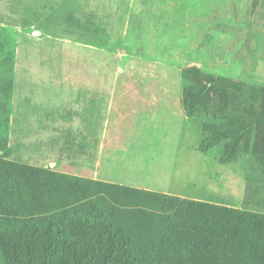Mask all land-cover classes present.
I'll return each instance as SVG.
<instances>
[{
	"label": "rangeland",
	"instance_id": "rangeland-1",
	"mask_svg": "<svg viewBox=\"0 0 264 264\" xmlns=\"http://www.w3.org/2000/svg\"><path fill=\"white\" fill-rule=\"evenodd\" d=\"M253 3L0 0V117L11 113L10 92L16 70V78L21 80L16 93L24 101V108L31 102L42 104V98H38L41 95L47 97L46 106L62 107V95H70L68 91L77 77L110 80L108 71L118 83H151L157 94L160 85L178 111H183L178 96L181 98L186 84L180 70L188 66L214 76L264 85V0H258L254 8ZM94 23L109 29L110 37L62 39V35L77 36L82 28L89 30ZM76 68L99 72L97 76L81 77ZM162 109L147 130L143 126L132 128L131 142L141 132L139 138L146 140V158L152 160L145 165L139 163L140 168H135L137 163L131 160L132 170L142 168L146 178L153 179L146 186L198 198L193 201L264 215L263 177L250 158L243 156L237 164H220L217 157L221 146L201 154L197 150L200 127L211 118L182 122L172 110ZM162 115V122L153 125ZM152 116L148 114L147 118Z\"/></svg>",
	"mask_w": 264,
	"mask_h": 264
},
{
	"label": "trees",
	"instance_id": "trees-1",
	"mask_svg": "<svg viewBox=\"0 0 264 264\" xmlns=\"http://www.w3.org/2000/svg\"><path fill=\"white\" fill-rule=\"evenodd\" d=\"M180 75L186 117L211 118L198 152L264 183V85ZM0 264H264V215L0 160Z\"/></svg>",
	"mask_w": 264,
	"mask_h": 264
},
{
	"label": "crops",
	"instance_id": "crops-1",
	"mask_svg": "<svg viewBox=\"0 0 264 264\" xmlns=\"http://www.w3.org/2000/svg\"><path fill=\"white\" fill-rule=\"evenodd\" d=\"M238 19L236 17L235 20ZM108 31L105 26L94 23L89 30L84 27L79 35H62V39H108ZM75 70L81 77L97 76L99 72L93 68ZM17 71L13 74L10 92L11 113L0 117V160L81 179L172 195L146 186L152 184L153 179H147L142 168L132 170V159L137 163L135 168H140L139 163L145 165L152 160L146 158V140L139 138L141 132L138 138L134 137L133 143L131 138L132 128L143 126L147 130V126L152 125L148 123L155 120L152 118H156V113L160 116L163 107L172 110L185 122L188 118L182 107V92L178 103L181 102L183 111H178L160 85L157 84V94L151 83H118L113 72L108 71L110 80L77 77L73 89L68 91L71 96L62 95V107L46 106L47 97L41 95L38 98H42V104L31 102L26 109L24 101L16 93V87L21 82L16 78ZM25 111L26 115H20ZM148 114L153 116L148 119ZM163 117L157 118L153 125L160 124ZM177 197L198 200L195 197Z\"/></svg>",
	"mask_w": 264,
	"mask_h": 264
}]
</instances>
